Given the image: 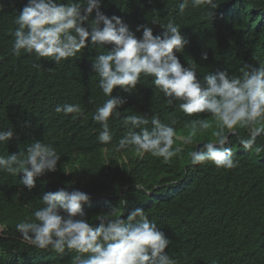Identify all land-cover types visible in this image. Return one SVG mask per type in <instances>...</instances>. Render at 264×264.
Instances as JSON below:
<instances>
[{"label": "trees", "instance_id": "obj_1", "mask_svg": "<svg viewBox=\"0 0 264 264\" xmlns=\"http://www.w3.org/2000/svg\"><path fill=\"white\" fill-rule=\"evenodd\" d=\"M180 2L102 0L100 10L109 17L120 16L134 32L143 24L154 35L161 34L164 29L153 19L178 25L189 43L176 55L184 66L197 63L200 80L226 68L239 78L246 63L264 65V0H216L219 5L213 10L189 3L183 14ZM26 4L27 0H0V130L14 131L7 143H0V156L26 154L33 141H41L52 145L61 159L55 172L36 178L31 191L21 183L23 173L13 176L0 171V225L5 226L0 232V264H75L78 253L37 249L15 229L17 223L34 219V211L43 207L40 197L45 192L60 188L90 195L82 205L89 223L98 224L96 215L108 211L109 205L118 208L122 219L142 208L171 240L165 252L177 264H264V134L246 150L240 138H247L248 130L238 126V135L229 133L228 147L239 164L227 170L210 162L192 165L189 153L196 149L180 140L173 147L183 150L169 164L150 153L141 155L134 147L116 151L127 131L122 123L126 115L149 119L156 115L174 127L177 136L190 134L191 121L206 120L210 128L194 137L201 143L214 139L219 130V122L207 112L188 116L179 102L169 106L153 78L141 74L131 94L114 88L112 95L126 103L119 109L121 117L109 120L112 141L100 143L97 137L102 129L93 114L108 97L99 87L92 63L112 45L92 46L89 38L76 57L59 65L47 58L36 60L34 54L16 56L12 33ZM94 17L95 10L90 19ZM142 31L136 32L138 38ZM204 52L207 60L201 58ZM33 63L40 67L33 68ZM63 104H79L83 113H57L56 106ZM135 184L143 185V190L135 189Z\"/></svg>", "mask_w": 264, "mask_h": 264}, {"label": "clouds", "instance_id": "obj_2", "mask_svg": "<svg viewBox=\"0 0 264 264\" xmlns=\"http://www.w3.org/2000/svg\"><path fill=\"white\" fill-rule=\"evenodd\" d=\"M189 3L193 7L206 5L212 10L219 5L216 0H181L178 4L181 14ZM101 4L102 0H67V3L27 0L15 19L13 54H34L36 60L47 58L59 65L76 57L89 44V38L92 46L111 44V49L97 55L92 63L100 78L99 87L108 97L93 114L102 129L97 137L100 143L112 141L109 120L121 117L119 109L126 103L123 97L112 95L114 88L118 86L131 94L143 74L153 78V84L167 98L169 106L179 102V109L188 116L207 112L219 122V130L213 133L214 139L201 143L194 137L198 131L210 128L206 120L191 121L190 134L177 136L175 128L162 123L156 115L150 119L145 115H126L122 123L127 131L115 146L116 151L134 147L141 155L150 153L169 164L183 150L173 147L180 140L183 145H193L196 149L189 153L192 165L210 162L217 169L236 168L239 161L228 147L231 144L228 134L238 135V126L246 128L247 138H240V145L246 150L264 134V65L256 67L246 63L240 69L239 78L230 75L226 68L206 74L200 80L197 63L184 66L176 55L189 43L178 25L171 21L162 25L153 19V24L164 29L161 34L154 35L153 29L143 24L137 25L134 32L120 16L109 17L102 12ZM94 10L95 17L90 19ZM141 29L142 36L138 38L136 32ZM201 58L207 60V53H202ZM32 66L40 67L37 63ZM55 111L78 116L83 108L79 104H63L57 105ZM13 136L11 128L0 130V143H7ZM60 159L61 155L52 145L33 141L26 154L0 156V171L13 176L23 173L21 183L31 191L36 178L57 170ZM134 187L143 190V185ZM90 199L88 193L80 190L69 192L60 188L45 192L40 197L43 207L34 211V219L17 223L15 229L23 241L37 249L61 255L66 251L78 253L73 257L75 264H177L165 252L171 240L155 221L149 220L142 208L133 209L122 219L118 208L109 205L108 211L96 215L99 223L94 224L88 222L82 206ZM4 227L0 225V232Z\"/></svg>", "mask_w": 264, "mask_h": 264}]
</instances>
